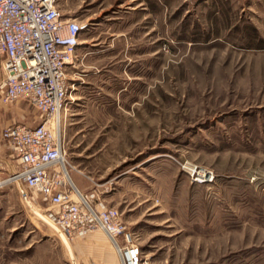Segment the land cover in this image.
<instances>
[{
	"label": "rangeland",
	"instance_id": "374dc122",
	"mask_svg": "<svg viewBox=\"0 0 264 264\" xmlns=\"http://www.w3.org/2000/svg\"><path fill=\"white\" fill-rule=\"evenodd\" d=\"M57 1L82 25L60 117L74 184L122 213L144 264H264V0ZM41 123L0 96V131ZM14 171L0 141V264H100Z\"/></svg>",
	"mask_w": 264,
	"mask_h": 264
},
{
	"label": "built area",
	"instance_id": "2783aa9c",
	"mask_svg": "<svg viewBox=\"0 0 264 264\" xmlns=\"http://www.w3.org/2000/svg\"><path fill=\"white\" fill-rule=\"evenodd\" d=\"M82 25L57 0H0V96L3 105L25 101L39 114L36 127L11 125L0 141L11 152L20 184L46 207L45 217L74 257L100 264H144L138 237L118 209L83 194L70 177L61 113L67 103L66 70L80 45ZM212 183L211 173L194 178Z\"/></svg>",
	"mask_w": 264,
	"mask_h": 264
},
{
	"label": "bare ground",
	"instance_id": "6f19581e",
	"mask_svg": "<svg viewBox=\"0 0 264 264\" xmlns=\"http://www.w3.org/2000/svg\"><path fill=\"white\" fill-rule=\"evenodd\" d=\"M60 120V119H59Z\"/></svg>",
	"mask_w": 264,
	"mask_h": 264
}]
</instances>
